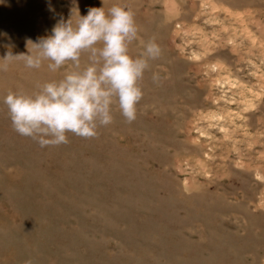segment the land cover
Masks as SVG:
<instances>
[{"label": "rangeland", "instance_id": "1", "mask_svg": "<svg viewBox=\"0 0 264 264\" xmlns=\"http://www.w3.org/2000/svg\"><path fill=\"white\" fill-rule=\"evenodd\" d=\"M114 4L135 13L133 55L162 48L135 121L113 105L95 137L41 147L3 97L67 67L0 70V264H264V0ZM92 7L103 0H2L0 58Z\"/></svg>", "mask_w": 264, "mask_h": 264}, {"label": "clouds", "instance_id": "2", "mask_svg": "<svg viewBox=\"0 0 264 264\" xmlns=\"http://www.w3.org/2000/svg\"><path fill=\"white\" fill-rule=\"evenodd\" d=\"M138 40L133 9L114 4L106 12L103 0V7L89 8L86 15L78 9L67 19L60 17L50 34L31 41L32 48L27 45L26 54L9 52L0 58V70L17 59L30 69L45 62L52 72L68 69L62 78L39 85L35 92L9 91L3 97L15 131L41 147L58 146L68 143V133L95 137L98 127L112 122L113 105L128 122L135 121L143 98L140 81L149 62L162 54L151 38L141 42L142 51L133 55L130 46ZM158 78L154 73L153 80Z\"/></svg>", "mask_w": 264, "mask_h": 264}]
</instances>
